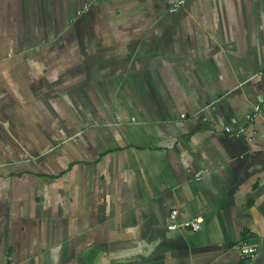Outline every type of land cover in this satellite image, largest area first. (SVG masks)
Segmentation results:
<instances>
[{
    "label": "crops",
    "instance_id": "0c3cea01",
    "mask_svg": "<svg viewBox=\"0 0 264 264\" xmlns=\"http://www.w3.org/2000/svg\"><path fill=\"white\" fill-rule=\"evenodd\" d=\"M177 1L0 0V264H264V0Z\"/></svg>",
    "mask_w": 264,
    "mask_h": 264
},
{
    "label": "built area",
    "instance_id": "2783aa9c",
    "mask_svg": "<svg viewBox=\"0 0 264 264\" xmlns=\"http://www.w3.org/2000/svg\"><path fill=\"white\" fill-rule=\"evenodd\" d=\"M183 3H184V0H178L176 2V4L174 6H172L171 10L172 11L176 10ZM259 111H260V107L256 106L255 110H254V113L247 115V117H246L247 122L252 121ZM243 129L244 128L238 129L236 134L238 135V134L243 133V131H244ZM226 131L227 132H231V128L226 127ZM262 150L264 151V146L262 147ZM205 172H206L205 169L199 170L197 172V174L195 175L196 180H200L202 178V176L205 174ZM176 215H177V211L176 210H172L170 212L169 218H170L171 223L168 225L169 229H179V228H181V229H190L192 231H197V230H199L201 228V224H202V221H203V218L201 216H196V217L192 218L191 220H189L187 222L178 224V223L174 222ZM255 252H256V248L254 246H251V245H248V244H243L241 246V253L246 258L253 257Z\"/></svg>",
    "mask_w": 264,
    "mask_h": 264
}]
</instances>
